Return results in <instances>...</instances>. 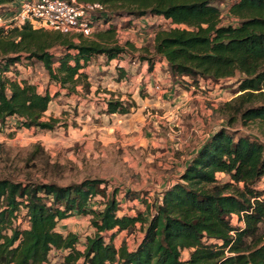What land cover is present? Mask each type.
Returning a JSON list of instances; mask_svg holds the SVG:
<instances>
[{
	"label": "trees",
	"instance_id": "16d2710c",
	"mask_svg": "<svg viewBox=\"0 0 264 264\" xmlns=\"http://www.w3.org/2000/svg\"><path fill=\"white\" fill-rule=\"evenodd\" d=\"M99 4L92 24L117 31L114 20L133 22L160 17L171 27L154 38L152 71L157 59L176 79L221 84L237 79V96L222 106L233 126L257 122L264 129V0H232L225 23L220 4L228 0H78ZM17 0H0V10ZM235 21V22H234ZM26 23L0 30V128L9 121L25 130H54L46 122L54 96L21 76L19 66L42 64L50 80L69 94L82 87L91 93L87 72L93 61L120 59L126 50ZM119 69L117 81L127 78ZM109 101L111 115L129 113ZM131 108V107H130ZM3 145L0 144V153ZM87 178L79 183L15 181L0 178V264H264V142L238 131L218 129L188 163L178 180L153 206L140 192L145 212L122 210L119 188ZM101 199L99 208L94 201ZM75 216H90L95 232L84 250L74 233L58 226ZM126 234L120 245L116 239ZM135 237L131 247L126 238ZM187 255V256H185Z\"/></svg>",
	"mask_w": 264,
	"mask_h": 264
},
{
	"label": "rangeland",
	"instance_id": "374dc122",
	"mask_svg": "<svg viewBox=\"0 0 264 264\" xmlns=\"http://www.w3.org/2000/svg\"><path fill=\"white\" fill-rule=\"evenodd\" d=\"M231 2L220 4L225 23H232L228 14ZM17 11L8 6L0 13L10 18ZM95 21L94 33L88 39L105 43L101 38L112 37L111 44L127 53L121 55L119 63L117 59L108 63L105 57L92 62L87 70L92 83L90 94L82 87L72 95L60 89L40 63L32 68L19 66L21 76L38 85L40 92L57 94L44 118L57 123L51 131L19 129L13 120L0 128V178L59 185L87 178L104 180L111 184L110 192L115 188L122 191L118 200L124 212L146 213L147 205L153 206L162 192L178 180L218 129L238 131L264 142L261 125L245 124L239 119L230 126L221 109L238 96L233 94L237 79L195 86L193 80L174 78L159 58L150 70V63L144 59L155 56L156 33L169 29V23L152 20L129 27L126 19H119L113 21L118 29L111 33L103 22ZM72 36L78 41L79 34ZM118 68L126 70L127 82L117 81ZM109 101L123 102L129 113L109 114ZM128 191L140 192L148 204L141 198L127 201L124 195ZM101 202L100 198L95 200L93 208H99ZM90 220V216H75L59 229L78 235V247L84 250L86 238L95 232ZM125 237L120 235L116 243L120 245ZM126 239L133 247L135 237Z\"/></svg>",
	"mask_w": 264,
	"mask_h": 264
},
{
	"label": "built area",
	"instance_id": "2783aa9c",
	"mask_svg": "<svg viewBox=\"0 0 264 264\" xmlns=\"http://www.w3.org/2000/svg\"><path fill=\"white\" fill-rule=\"evenodd\" d=\"M16 8L18 11L10 18L0 13V30L29 23L36 28L65 35L82 34L86 38L94 33L92 14L103 10L99 4H84L78 0H17ZM127 81V78L123 80Z\"/></svg>",
	"mask_w": 264,
	"mask_h": 264
},
{
	"label": "crops",
	"instance_id": "0c3cea01",
	"mask_svg": "<svg viewBox=\"0 0 264 264\" xmlns=\"http://www.w3.org/2000/svg\"><path fill=\"white\" fill-rule=\"evenodd\" d=\"M15 6H17V2H16V4H15ZM228 14H229V12H228ZM149 19V20H148ZM154 21V23L156 22V21H159L160 23H162V21L163 22H165L162 18H160V17H155V18H142V19H139V20H136L135 22H133L134 24L136 23V24H138L139 26L140 25H143L144 23H146V24H149L150 23V21ZM166 23V22H165ZM165 63V62H164ZM70 220V219H69ZM67 220H64V221H62L60 224H59V226H58V230H59V232H61V233H63V234H68V233H64V232H62L60 229H59V227L61 226V224H63L64 222H66Z\"/></svg>",
	"mask_w": 264,
	"mask_h": 264
}]
</instances>
